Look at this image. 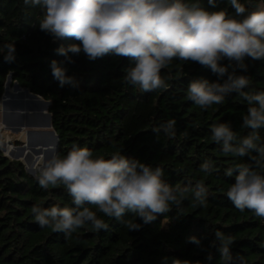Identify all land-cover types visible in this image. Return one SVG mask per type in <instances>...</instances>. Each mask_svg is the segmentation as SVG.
<instances>
[{
  "label": "trees",
  "instance_id": "16d2710c",
  "mask_svg": "<svg viewBox=\"0 0 264 264\" xmlns=\"http://www.w3.org/2000/svg\"><path fill=\"white\" fill-rule=\"evenodd\" d=\"M199 2L208 10L225 9L234 15L228 0H218L215 9L207 0ZM249 10L264 6V0H240ZM41 9L26 7L23 0H0V46L15 44V60L4 61L0 55V101L10 77L22 89L51 103L52 129L59 138L58 154L67 155L73 145L89 148L94 156L110 158L114 152L137 159L164 171L163 179L172 186L194 188L203 180L208 189L204 207H194L192 193L176 209L157 215L148 224L125 212L122 220L132 219L142 224L138 231H129L122 220L97 212L108 225L107 230L94 231L85 225L66 238L63 232L40 227L31 209L35 205L74 207L63 185L42 188L36 176H31L19 160L5 156L0 145V264H163L164 257L187 260L189 264H222L215 232L231 236V251L235 260L241 256L247 264H264V220L253 211L243 212L227 198V191L235 182V175H225L228 168L238 164L251 165L250 156L239 157L224 153L222 146L211 139V127L229 123L232 130L243 137L251 131L242 127L249 105L235 92L228 94L222 104L201 109L188 98L189 83L194 79L223 82L209 69L198 63L174 60L163 69L162 76L171 75L167 90L149 93L124 82L123 76L130 61L107 55L89 61L81 53L74 63H64L67 75L74 76L78 87H60L54 79L50 63L65 58L56 53L61 45L77 43L72 39L53 42V38L39 29ZM224 63H227L226 61ZM245 75L250 84L245 91L264 92V61L246 59ZM231 71V69H230ZM176 121L174 138L152 131L168 120ZM264 145V128L259 130ZM210 162L214 171L204 173L200 166ZM182 214V215H181ZM201 240L204 250L189 242V237ZM213 259H206L208 254Z\"/></svg>",
  "mask_w": 264,
  "mask_h": 264
},
{
  "label": "clouds",
  "instance_id": "9594fccd",
  "mask_svg": "<svg viewBox=\"0 0 264 264\" xmlns=\"http://www.w3.org/2000/svg\"><path fill=\"white\" fill-rule=\"evenodd\" d=\"M215 9L218 0H207ZM26 7L41 9L39 29L53 38V42L72 39L77 43L61 45L56 53L65 58L50 63L51 73L60 87L69 85L77 88L78 81L67 75L64 63H74L73 57L83 53L89 61L102 59L107 55L126 58L130 61L125 70V83L149 93L167 90L171 75L162 76L174 60L198 63L209 69L219 79H194L189 83L187 95L201 109L222 104L228 94L235 92L247 101L249 108L243 116L242 127L250 129L248 135L238 137L229 123L211 127V139L222 146L224 153L235 156H250L255 168H264V145L259 130L264 128V92L245 91L250 80L237 75V70L247 71L246 59L264 61V6L249 11L240 0H228L235 10L230 15L225 9L208 10L199 2L185 0H23ZM15 44L0 46L4 61L15 60ZM227 63H224V62ZM231 69V71H230ZM2 106V105H0ZM176 121L168 120L152 131L159 136L174 138ZM2 127V125H0ZM204 173L214 169L210 162L200 166ZM235 175L226 195L234 207L243 212L253 211L264 220V174L251 165L238 164L228 168L225 175ZM161 167H152L137 159L129 158L121 151L110 158L94 156L87 147L73 145L65 156L54 153L37 169L39 185H63L72 198L74 207L52 206L32 207L31 212L40 227H49L71 237L77 229L91 225L92 230H107L109 225L98 218L97 212L122 220L125 212L139 217L143 224L153 222L157 215L173 208L180 209L188 193H192L194 207H204L208 189L203 180L195 187L172 186L163 179ZM182 215V214H181ZM129 231H138L142 224L136 220H122ZM219 243L222 264H234L231 245L234 240L220 231L215 232ZM189 242L204 250L201 240L189 237ZM163 264H169L164 257ZM206 259L211 262L209 253ZM239 264H247L237 256ZM171 264H189L172 259Z\"/></svg>",
  "mask_w": 264,
  "mask_h": 264
},
{
  "label": "rangeland",
  "instance_id": "374dc122",
  "mask_svg": "<svg viewBox=\"0 0 264 264\" xmlns=\"http://www.w3.org/2000/svg\"><path fill=\"white\" fill-rule=\"evenodd\" d=\"M15 83L12 80L8 83V90L10 96L7 98L5 110L0 108V120L5 121L8 128H5V124L2 122L0 127V145L3 149V153L11 160H16L13 156L8 155L7 147L12 146L19 148L21 153L24 149L25 153L18 155L14 152V155L23 163L26 171L29 170L33 174L37 175V169L30 170V165L37 160L40 155L43 159L47 160L52 156V153L42 148V146L32 145V147L26 148L27 141L31 138H48L52 139L50 130L48 128L49 118L47 116V107L36 99L29 97L24 89L15 91ZM2 101H0L1 103ZM7 107V108H6ZM3 113V114H2ZM3 115L4 117H2ZM11 128H14L15 131ZM27 149V150H25ZM20 153V154H21ZM37 162L41 163L42 159ZM33 162V163H32ZM30 167V168H29Z\"/></svg>",
  "mask_w": 264,
  "mask_h": 264
},
{
  "label": "bare ground",
  "instance_id": "6f19581e",
  "mask_svg": "<svg viewBox=\"0 0 264 264\" xmlns=\"http://www.w3.org/2000/svg\"><path fill=\"white\" fill-rule=\"evenodd\" d=\"M15 91H20V89L19 88H15L14 89ZM9 97V95L8 96H6L5 97V99L0 103V105H2V106H0V108L2 109V111L3 110H5V105H6V102H8L9 100L7 99ZM7 108V107H6ZM3 114V113H2ZM2 117H4L3 115H1ZM6 121V120H5ZM5 121H3V118H2V120H0V124H2V122L5 124V128H8V126H7V124L5 123ZM48 128L49 129H52L51 127H50V124L48 125ZM50 135H52V139L50 140V139H48V138H30L28 141H27V144H26V148H28L31 144L32 145H40V146H42V148L43 149H45V150H48L49 152H51L52 153V155L55 153V149H56V138H55V135H54V133L50 130ZM25 150H27V149H25ZM7 151H8V155L9 156H12V154L15 152L16 154L18 153V155H21V157H22V154L23 153H25V151H24V149H23V151H22V153H21V150L19 149V148H15V147H12V146H8L7 147ZM21 153V154H20ZM38 159H42L41 161V163H39V162H37L38 161ZM37 160H35V162L33 163V164H31L30 165V167H31V171L32 170H34V169H38V167H40V166H42V163L44 162V161H46L45 159H43V156L42 155H40V157L38 158ZM39 160V161H40ZM29 167V168H30ZM33 172V171H32Z\"/></svg>",
  "mask_w": 264,
  "mask_h": 264
},
{
  "label": "water",
  "instance_id": "95a60500",
  "mask_svg": "<svg viewBox=\"0 0 264 264\" xmlns=\"http://www.w3.org/2000/svg\"><path fill=\"white\" fill-rule=\"evenodd\" d=\"M10 81H11V78L9 77L8 80H7V82H6V84H5V91H4V94H3V96H2L1 101H3V100L5 99L6 96H8V95L10 96V92H9V90H8V83H9ZM15 85H16L17 88L22 89L17 83H15ZM24 92H25L29 97L38 100L39 102L43 103V104L47 107V116H48V118H49V124H50V127L52 128L51 114L49 113V109H50V107H51V103L48 102V101L43 100L41 97H39V96H37V95H35V94H32V93H31L29 90H27V89H24ZM49 124H48V125H49ZM11 129H13V130L15 131L14 128H11ZM52 132L54 133L55 138H56V139H55V140H56V149H55V153H58L59 138H58L56 132H55L53 129H52ZM29 147H32V145H30ZM2 150H3V149H2ZM5 156L8 158L7 155H5ZM12 156H13L14 159L19 160V159L14 155V153L12 154ZM22 164H23V163H22ZM27 172H28L31 176H36L35 174H33L32 172H30L29 170H27Z\"/></svg>",
  "mask_w": 264,
  "mask_h": 264
}]
</instances>
